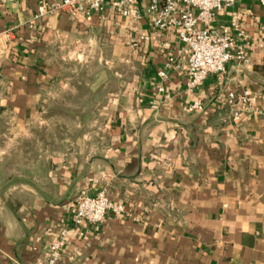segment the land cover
Masks as SVG:
<instances>
[{"label":"crops","instance_id":"crops-1","mask_svg":"<svg viewBox=\"0 0 264 264\" xmlns=\"http://www.w3.org/2000/svg\"><path fill=\"white\" fill-rule=\"evenodd\" d=\"M44 1L0 0V162L71 84L64 53L105 51L120 70L92 84L111 88L81 146L0 191V264L44 261L62 228L57 264H264V0L214 12L212 29L243 32L248 62H227L192 92L174 29L108 9L40 13ZM132 36L147 38L133 47ZM226 91L250 99L228 105ZM197 99L206 108L189 113ZM101 191L122 212L74 227L79 194Z\"/></svg>","mask_w":264,"mask_h":264},{"label":"built area","instance_id":"built-area-1","mask_svg":"<svg viewBox=\"0 0 264 264\" xmlns=\"http://www.w3.org/2000/svg\"><path fill=\"white\" fill-rule=\"evenodd\" d=\"M234 3L235 0H45L40 13L76 11L89 14L108 9L132 21H140L146 16L157 30L174 29L178 40L186 47V88L192 92L203 84L208 75L221 76L227 62L233 60L241 64L248 62L246 43L238 40L243 33L241 30L237 32L236 37H231L211 28L214 12ZM146 38L132 36L131 45L135 47L139 40ZM160 74L164 76V73ZM249 99L246 91L242 94L234 91L224 93V101L228 105H232L235 101L244 103ZM205 108L206 103L197 99L187 107V111L195 113ZM240 114V110H235L233 118L239 119ZM74 205L72 215L74 227L85 223L98 226L107 213L119 215L122 212V207L110 201L103 191L95 195L82 192ZM66 235L67 231L64 228L60 229L49 242L45 260L35 264H57Z\"/></svg>","mask_w":264,"mask_h":264},{"label":"rangeland","instance_id":"rangeland-1","mask_svg":"<svg viewBox=\"0 0 264 264\" xmlns=\"http://www.w3.org/2000/svg\"><path fill=\"white\" fill-rule=\"evenodd\" d=\"M79 53L82 54L80 58L72 57L71 60H69L68 56L65 57V53L61 56L65 58L62 62L66 64L64 76L71 84H68L69 86L65 89L56 91L55 98L48 101V107L53 108L54 103L57 104L52 114L41 116L39 120L32 124L35 127V131H31V126L29 132L20 134L12 147L6 150L3 156L10 158L9 164L4 163V159L3 162H0V177L14 171L20 172L21 167L24 166V151H26L27 145L21 140H34L32 146L28 145V148H34L36 161H43L45 167L48 159L51 166L53 158L73 152L74 149H78L81 146L79 141L89 129L92 118H95V116L91 115V112L95 113V108L102 105L104 102L103 96L111 88L110 85L106 87L105 84H100L97 89L92 90V84L101 78H111V72L117 78L120 69H118L116 61L114 67L111 69L107 68L105 51L94 50V53L86 51ZM75 79L86 81V85L76 88V85H74ZM113 83L116 88V81ZM92 105L93 107H91ZM43 128L44 131H36V129L42 130ZM52 136L53 138L51 139L53 140L50 142L48 138ZM43 139L45 141L48 139L45 143L49 144V149L43 147ZM42 176L43 174L40 177ZM40 180L42 179H39L36 183H40ZM0 185H2L0 188L3 191L8 188H5L3 182H0Z\"/></svg>","mask_w":264,"mask_h":264},{"label":"trees","instance_id":"trees-1","mask_svg":"<svg viewBox=\"0 0 264 264\" xmlns=\"http://www.w3.org/2000/svg\"><path fill=\"white\" fill-rule=\"evenodd\" d=\"M57 106L56 103H54L53 108L48 107L47 109V115H51L52 111L55 109V107ZM32 131H35V127L33 128ZM36 131H44V128L42 130H37ZM52 137H49V141L51 142L53 139ZM47 139V140H48ZM47 140L45 141V139H43V147L46 149L48 148V145L45 143L47 142ZM21 142H24V144L27 145L26 147V151H24V155L25 158L23 159V164L24 166L21 167V171L20 172H11L9 174L6 175H2L0 177V182H3L5 188L9 187L10 185L14 184V183H20V182H31L32 177H36V178H40L41 174L43 173L44 169H45V165L44 162L42 161H36L35 158V153H34V148H28V145H31L34 143V140H27V141H23L21 140ZM49 149V148H48ZM9 159L7 156L4 157V163L9 164ZM3 162V161H2ZM18 169V167H16ZM20 169V168H19ZM2 185H0L1 187ZM0 191H3V189L0 188Z\"/></svg>","mask_w":264,"mask_h":264}]
</instances>
